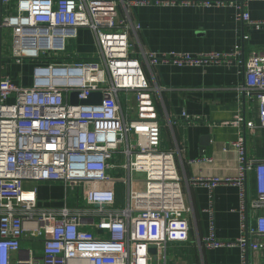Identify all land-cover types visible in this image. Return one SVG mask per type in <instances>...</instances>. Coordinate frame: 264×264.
I'll list each match as a JSON object with an SVG mask.
<instances>
[{
	"label": "built area",
	"instance_id": "2783aa9c",
	"mask_svg": "<svg viewBox=\"0 0 264 264\" xmlns=\"http://www.w3.org/2000/svg\"><path fill=\"white\" fill-rule=\"evenodd\" d=\"M151 1L195 0H0V40L8 30L11 57L18 63L49 60L34 66L29 87L0 73V264H167L168 245L190 239L189 207L175 155L161 148L152 87L140 58L131 51L130 30L140 26L133 25L130 8ZM4 5L12 11L3 12ZM240 18L264 26L244 10ZM80 28L93 31L99 56L54 59L53 52L64 50L67 39L76 38ZM240 48L199 55L150 52L143 59L149 66L210 64L237 58ZM241 89L243 98L254 94L259 99V125L264 129V53L248 57ZM131 91L136 93L137 117H129L122 105L121 93ZM94 94H100V103H82ZM232 123L239 129L234 142L238 175L197 177L191 182L211 190L218 185L239 187L240 236L236 241L217 239L213 211L208 209L210 232L201 244L238 246L241 264H253L249 251L264 250V159L247 156L246 128L255 127V122L237 116ZM121 159L125 161L120 163ZM113 169H124L127 176H112ZM253 169L255 198L249 196L247 183ZM40 181L84 190L87 203L40 205L36 186ZM135 181L143 182V187L134 188ZM108 182L113 187H106ZM117 182L128 187L124 205L117 203ZM88 226L109 235L100 236ZM250 235L262 240L250 241ZM24 240L38 241L41 247H24Z\"/></svg>",
	"mask_w": 264,
	"mask_h": 264
},
{
	"label": "crops",
	"instance_id": "0c3cea01",
	"mask_svg": "<svg viewBox=\"0 0 264 264\" xmlns=\"http://www.w3.org/2000/svg\"><path fill=\"white\" fill-rule=\"evenodd\" d=\"M255 22L264 21V0H227L210 5L204 0L191 3H157L130 8L134 26L130 30L131 51L140 58L145 75L152 87L151 99L161 126V146L175 155L182 178L190 228L188 241L172 242L167 249V264H241L238 246L206 248L201 239L210 232V215L213 211L215 232L221 241H236L240 236L239 187L218 185L209 189L193 184L197 177H236L239 173V152L234 145L239 129L233 125L237 116L253 120L255 127L246 128L247 156L264 159V129L259 125L260 102L256 95H241L246 84V61L252 52L264 53V26L243 21L242 11ZM12 9L3 6V12ZM119 16L124 17L122 9ZM8 30L0 40V73L8 75L20 86L33 85V69L48 59H28L18 63L11 57V39ZM240 45V53L231 61L210 64L177 65L161 62L149 66L144 53H170L172 51L199 55L210 52L226 53ZM54 59L91 60L99 56L95 35L89 28H80L76 38H69L62 51L53 52ZM127 97L129 100H127ZM15 99L14 95L9 101ZM122 105L129 117H137L139 108L136 93H121ZM118 169L110 170L116 171ZM112 175V174H111ZM113 176V175H112ZM248 192L257 196L256 172L248 174ZM33 183H27L32 187ZM38 201L43 206H85L74 202L64 182L40 181L36 184ZM106 187H113L108 182ZM117 203L126 204L127 184L117 182ZM254 224V221H252ZM100 236L107 231L88 226ZM250 241H261L250 235ZM24 247H41L38 241H23ZM249 262L264 264V250L249 251Z\"/></svg>",
	"mask_w": 264,
	"mask_h": 264
},
{
	"label": "rangeland",
	"instance_id": "374dc122",
	"mask_svg": "<svg viewBox=\"0 0 264 264\" xmlns=\"http://www.w3.org/2000/svg\"><path fill=\"white\" fill-rule=\"evenodd\" d=\"M13 7H14V5H12V8ZM72 60H74V59H70V61H72ZM161 148H162V146H161ZM124 161H125V159H121L120 160V163H122ZM111 174L113 176H116L119 179L127 176V173L125 172L124 169H118L116 171H111ZM143 184L144 183L141 182V181H135L133 183L134 188H136V189L142 188L143 187ZM68 195H69V197H70L71 200L74 199V202H77V199H78L80 205H84V200H83L84 199V196L83 195H85L84 190H81V189L78 190L77 187H75V189H73L71 186H69V188H68Z\"/></svg>",
	"mask_w": 264,
	"mask_h": 264
},
{
	"label": "water",
	"instance_id": "95a60500",
	"mask_svg": "<svg viewBox=\"0 0 264 264\" xmlns=\"http://www.w3.org/2000/svg\"><path fill=\"white\" fill-rule=\"evenodd\" d=\"M76 96L77 94H73V98H74V102L76 101ZM100 94H94L92 96H90L88 99L82 101V103H100ZM151 251H154V249H151Z\"/></svg>",
	"mask_w": 264,
	"mask_h": 264
}]
</instances>
